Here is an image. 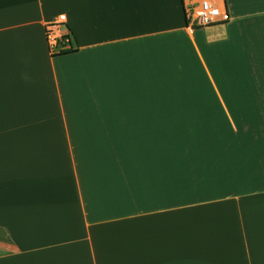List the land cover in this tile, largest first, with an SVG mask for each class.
I'll return each instance as SVG.
<instances>
[{
  "label": "crops",
  "instance_id": "1",
  "mask_svg": "<svg viewBox=\"0 0 264 264\" xmlns=\"http://www.w3.org/2000/svg\"><path fill=\"white\" fill-rule=\"evenodd\" d=\"M184 2L0 0V264H264V0Z\"/></svg>",
  "mask_w": 264,
  "mask_h": 264
},
{
  "label": "built area",
  "instance_id": "2",
  "mask_svg": "<svg viewBox=\"0 0 264 264\" xmlns=\"http://www.w3.org/2000/svg\"><path fill=\"white\" fill-rule=\"evenodd\" d=\"M184 12L189 28L227 22L230 19L223 0H185ZM44 35L51 54L75 48L64 14H59L45 24Z\"/></svg>",
  "mask_w": 264,
  "mask_h": 264
},
{
  "label": "trees",
  "instance_id": "3",
  "mask_svg": "<svg viewBox=\"0 0 264 264\" xmlns=\"http://www.w3.org/2000/svg\"><path fill=\"white\" fill-rule=\"evenodd\" d=\"M184 16H185V12H184ZM185 24L187 25V19L185 18ZM196 27H201V26H195L194 28ZM73 49H68V50H63L61 51L60 53H64V52H70L72 51ZM187 148H184V150H186ZM183 151V150H182ZM189 158H185V159H182L181 158V165L184 166L185 165V161L187 162V166H192V164L190 165V160H188ZM193 159V158H192Z\"/></svg>",
  "mask_w": 264,
  "mask_h": 264
},
{
  "label": "rangeland",
  "instance_id": "4",
  "mask_svg": "<svg viewBox=\"0 0 264 264\" xmlns=\"http://www.w3.org/2000/svg\"><path fill=\"white\" fill-rule=\"evenodd\" d=\"M187 87V86H186ZM182 150V149H181ZM195 157V156H194ZM186 162V161H185ZM192 162V164L195 166V164H196V162H194V161H191ZM186 165V164H185Z\"/></svg>",
  "mask_w": 264,
  "mask_h": 264
}]
</instances>
